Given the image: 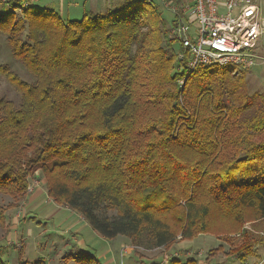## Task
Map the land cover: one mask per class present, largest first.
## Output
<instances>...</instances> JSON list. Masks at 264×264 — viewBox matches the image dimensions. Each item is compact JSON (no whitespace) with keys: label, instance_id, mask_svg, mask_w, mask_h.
I'll return each mask as SVG.
<instances>
[{"label":"trees","instance_id":"trees-1","mask_svg":"<svg viewBox=\"0 0 264 264\" xmlns=\"http://www.w3.org/2000/svg\"><path fill=\"white\" fill-rule=\"evenodd\" d=\"M23 2L0 3V32L32 77L0 64L19 96L0 97V197L11 200L0 198L3 235L6 211L39 173L46 196L105 239L157 249L213 235L244 262L263 242L244 227L264 219V94H250L233 66L178 69L175 18L152 2L79 20ZM251 161L258 173L237 177Z\"/></svg>","mask_w":264,"mask_h":264},{"label":"rangeland","instance_id":"rangeland-1","mask_svg":"<svg viewBox=\"0 0 264 264\" xmlns=\"http://www.w3.org/2000/svg\"><path fill=\"white\" fill-rule=\"evenodd\" d=\"M255 1L260 8L261 19H264V0ZM125 3L118 6V9ZM170 19L168 18V23ZM258 43L259 46L254 50L257 55L254 66L248 70H240L250 94L254 92L264 94V34ZM0 64L8 65L21 79L27 82L32 81V77L24 67L11 57L6 35L2 32H0ZM0 97H6L14 102L19 100L17 93L1 76ZM260 168L256 161L242 164L237 177H240L239 174L254 175ZM36 176L38 178L31 180L29 189L32 190L34 186H38L46 193L44 179L39 173ZM0 198L3 206L11 201L7 197ZM27 198L20 203V207L6 211L8 225L6 235H3L0 229V260L3 264H76L69 257H78L80 253L92 256L100 264H159L165 256L173 254H178L181 260L192 258L197 263L203 264L207 252L221 244L213 235H201L192 240H181L178 236L177 241L170 247L146 249L131 245L122 236L113 239L99 236L85 221L78 222L77 214L71 215V211L57 206L50 199L45 201L44 194H40L31 206L28 205ZM82 223L85 224V228L84 226L79 228V232L76 233L75 229ZM217 223L218 221L215 224ZM237 242L235 237L234 243ZM223 246L228 248V245ZM127 247L129 251H126L127 253L122 257V250ZM229 248L226 250L228 251ZM220 253V251L217 252V255H222ZM87 261H89L88 257L82 258L81 262ZM229 262L236 261L229 259Z\"/></svg>","mask_w":264,"mask_h":264},{"label":"built area","instance_id":"built-area-1","mask_svg":"<svg viewBox=\"0 0 264 264\" xmlns=\"http://www.w3.org/2000/svg\"><path fill=\"white\" fill-rule=\"evenodd\" d=\"M9 2L0 0L3 5ZM26 5L24 1L22 6ZM170 9L175 15L170 35L179 44L178 69L188 73L198 66H233L236 70L254 66V50L264 29L255 0H193L181 10ZM128 248L122 250V257ZM177 255L165 256L159 264H168Z\"/></svg>","mask_w":264,"mask_h":264},{"label":"crops","instance_id":"crops-1","mask_svg":"<svg viewBox=\"0 0 264 264\" xmlns=\"http://www.w3.org/2000/svg\"><path fill=\"white\" fill-rule=\"evenodd\" d=\"M12 1V0H10ZM28 4L38 8V9H47L52 10L55 12L61 19L64 20H79L84 14H103L109 11L118 10V6L123 4L124 2H128L129 0H24ZM149 2L154 3L158 9L162 12L163 16L168 22V18L172 19L175 18V15L172 14L171 7H176L177 9L181 10L187 5H191L193 3V0H146ZM125 3V4H126ZM166 4H171V7H167ZM260 10V8H259ZM261 18V14H260ZM264 25V19H261ZM264 34L263 32L260 36ZM259 38V40H260ZM259 42V41H258ZM259 46V43L257 47ZM40 194H44L45 201L46 199L49 200V198L46 196V193L43 192L41 188H38V186H34L32 190L29 189L27 199H28V205L31 206V203L35 202L36 199L40 196ZM49 202V201H48ZM33 210V209H31ZM69 210V209H68ZM34 211V210H33ZM71 211V210H69ZM56 212L54 208V213ZM71 215H75L74 212L71 211ZM76 220L83 221L80 216L76 217ZM85 228V224H81L77 229H75V232H79V228L83 227ZM264 219L259 220L252 223H247L245 225V229L248 231V234L253 238L255 241L256 239L263 240L258 245H254L252 248V253L249 255L244 262H241L237 258L231 256L228 254V251L232 249V247L227 243H222L220 240H218L222 245H228L229 250L227 251L226 247H222V251L220 256H215L210 261H208L209 264H264ZM83 228V229H84ZM216 248V247H214ZM213 249V248H212ZM230 260H235L236 262H229ZM204 263V262H203ZM198 264H201L198 262Z\"/></svg>","mask_w":264,"mask_h":264}]
</instances>
